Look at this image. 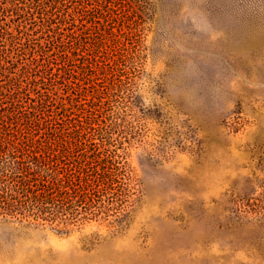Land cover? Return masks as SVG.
I'll return each instance as SVG.
<instances>
[{
	"label": "rangeland",
	"instance_id": "rangeland-1",
	"mask_svg": "<svg viewBox=\"0 0 264 264\" xmlns=\"http://www.w3.org/2000/svg\"><path fill=\"white\" fill-rule=\"evenodd\" d=\"M15 1L0 144L127 171V204L69 232L0 215V264H264V0Z\"/></svg>",
	"mask_w": 264,
	"mask_h": 264
},
{
	"label": "trees",
	"instance_id": "trees-1",
	"mask_svg": "<svg viewBox=\"0 0 264 264\" xmlns=\"http://www.w3.org/2000/svg\"><path fill=\"white\" fill-rule=\"evenodd\" d=\"M13 4L18 6L17 1L6 0L4 6ZM117 170L81 164L77 173L71 172L57 152L42 147L25 150L15 142H2L0 215L45 222L62 232L92 218L108 219L127 204L119 191L127 188L116 186L127 171L119 176ZM261 194L264 198V191Z\"/></svg>",
	"mask_w": 264,
	"mask_h": 264
}]
</instances>
